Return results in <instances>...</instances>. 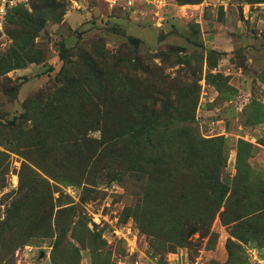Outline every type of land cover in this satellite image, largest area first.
<instances>
[{"label": "rangeland", "instance_id": "obj_1", "mask_svg": "<svg viewBox=\"0 0 264 264\" xmlns=\"http://www.w3.org/2000/svg\"><path fill=\"white\" fill-rule=\"evenodd\" d=\"M17 8L11 13L28 10L45 23L19 50L24 65L0 74V226L20 209L0 239V264H264V0H26ZM7 26L0 56L14 45ZM165 99L181 112L160 116L173 125L164 140H181L190 125L191 134L222 138L221 180L232 184L244 152L254 181L241 220L217 214L209 233L185 245L161 231L175 222L160 216L164 196L144 197L149 172L160 168L154 181L167 183L181 163L168 153L149 172L134 171L126 127L134 113L160 115ZM176 181L162 186L172 192L168 209L183 204ZM60 227L68 232L55 247Z\"/></svg>", "mask_w": 264, "mask_h": 264}, {"label": "trees", "instance_id": "obj_2", "mask_svg": "<svg viewBox=\"0 0 264 264\" xmlns=\"http://www.w3.org/2000/svg\"><path fill=\"white\" fill-rule=\"evenodd\" d=\"M18 5L10 9L6 18V23H8L7 31L13 39L14 45L7 54L0 56V74L7 73L11 69L24 65V60H22L19 50L25 51L27 48H30L36 30L44 26L45 23V20L41 16L32 15L28 10H24L23 13H19L18 15L13 13L15 14L13 15L11 11L13 9L17 11ZM215 51L211 50L210 53H215ZM29 59L33 58L31 57ZM97 76L100 81L99 71H97ZM176 112H181L179 107L172 100L165 99L164 107L160 115L153 113V117L146 118L147 116L143 113L140 115L134 113V119L126 127L127 134L133 138L131 148L133 154H135L132 164L134 171L142 173L149 172V167L155 164L160 166L163 156L167 157L168 153L170 156L175 155L179 163H181L174 170L176 176L173 175V177L180 179V181H176V183H181L180 186H175L174 188L175 191H179L180 193L175 194L174 197L181 198L183 201L182 206L171 209L167 208L170 205L167 202V195L170 198L172 192H168L169 187L167 185L165 187L162 186L170 184L173 181V177L167 183H165L166 181L164 179L154 181L156 180L155 174L159 172L160 168L156 172L148 173L151 178L148 179L150 181L146 184L144 197L145 200L148 199L149 201L152 195L155 196L158 194L160 196L159 200L164 196V200L159 205L160 216L162 217L164 212L165 220L171 223V220L174 219L175 222L163 226L161 231L170 232V235L174 236L173 240L179 243L178 245H185L188 243V237L194 233L200 232L202 235L209 233L210 225L217 214L220 215L221 220L225 223L241 220L245 216L241 211L242 202H244L242 193L247 189L246 184L253 185L254 181L246 178V163L245 159L242 158L244 152H240L238 155L237 174L234 176L232 184L221 180L222 167H224L226 161L222 138H203L199 135L191 134L192 125H190L184 126L183 138L181 140H164L167 136H162V133L171 129L173 125L167 123L163 126L159 122V118L163 115L174 118V113ZM83 116V119H88L86 114ZM91 121L96 125L101 123L100 119ZM116 136L117 134L112 138ZM172 146L175 147L174 153L170 152ZM232 199L237 203V210L230 209ZM47 206L50 207L51 204ZM142 206L143 210H141V205H138L136 213L138 223L142 225V229H145V222L141 219L145 215V201ZM222 207H225L224 210H222ZM62 209H59L57 213L63 211ZM19 210V208L12 210L8 220L2 222L0 226V239L3 237L4 232L10 231L11 233L13 230V225L10 222L12 219L20 216ZM141 212L143 216L140 215ZM49 217L50 210H47L44 221H47ZM67 232L68 229L66 227H60L55 241V247L61 244V240L66 236ZM20 243H22L21 240L19 245Z\"/></svg>", "mask_w": 264, "mask_h": 264}, {"label": "built area", "instance_id": "obj_3", "mask_svg": "<svg viewBox=\"0 0 264 264\" xmlns=\"http://www.w3.org/2000/svg\"><path fill=\"white\" fill-rule=\"evenodd\" d=\"M26 0H0V29L3 28L10 9Z\"/></svg>", "mask_w": 264, "mask_h": 264}]
</instances>
